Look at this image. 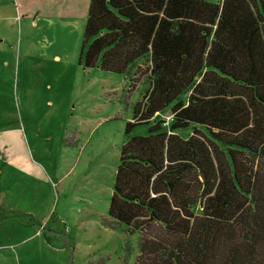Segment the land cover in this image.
Returning <instances> with one entry per match:
<instances>
[{
	"label": "trees",
	"instance_id": "trees-1",
	"mask_svg": "<svg viewBox=\"0 0 264 264\" xmlns=\"http://www.w3.org/2000/svg\"><path fill=\"white\" fill-rule=\"evenodd\" d=\"M82 36L85 68L147 82L105 221L135 264H264V0H89Z\"/></svg>",
	"mask_w": 264,
	"mask_h": 264
},
{
	"label": "rangeland",
	"instance_id": "rangeland-1",
	"mask_svg": "<svg viewBox=\"0 0 264 264\" xmlns=\"http://www.w3.org/2000/svg\"><path fill=\"white\" fill-rule=\"evenodd\" d=\"M88 3L0 0V264H135L138 234L105 221L147 82L79 62Z\"/></svg>",
	"mask_w": 264,
	"mask_h": 264
},
{
	"label": "crops",
	"instance_id": "crops-1",
	"mask_svg": "<svg viewBox=\"0 0 264 264\" xmlns=\"http://www.w3.org/2000/svg\"><path fill=\"white\" fill-rule=\"evenodd\" d=\"M207 1H209V2H220L221 0H207Z\"/></svg>",
	"mask_w": 264,
	"mask_h": 264
},
{
	"label": "built area",
	"instance_id": "built-area-1",
	"mask_svg": "<svg viewBox=\"0 0 264 264\" xmlns=\"http://www.w3.org/2000/svg\"><path fill=\"white\" fill-rule=\"evenodd\" d=\"M170 116H171V115H169V118H170ZM169 118H168V120H169ZM167 122H168V121H164V124H167Z\"/></svg>",
	"mask_w": 264,
	"mask_h": 264
}]
</instances>
